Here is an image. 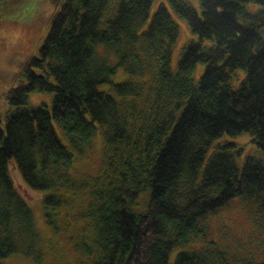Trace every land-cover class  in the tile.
<instances>
[{"label":"trees","instance_id":"obj_1","mask_svg":"<svg viewBox=\"0 0 264 264\" xmlns=\"http://www.w3.org/2000/svg\"><path fill=\"white\" fill-rule=\"evenodd\" d=\"M153 2L120 0L109 14L110 0H49L44 41L0 118V264L19 253L42 264L43 249L66 243L72 264H169L235 199L264 228V160L239 168L233 143L208 155L243 133L264 151V0H200L201 14L168 0L196 36L176 72L179 28L164 4L150 17ZM34 92L54 94L51 111L28 106ZM226 247L180 250L173 264H264Z\"/></svg>","mask_w":264,"mask_h":264},{"label":"rangeland","instance_id":"obj_2","mask_svg":"<svg viewBox=\"0 0 264 264\" xmlns=\"http://www.w3.org/2000/svg\"><path fill=\"white\" fill-rule=\"evenodd\" d=\"M120 0H110L109 14L117 9ZM194 7L199 14L202 8L200 0H185ZM164 4L168 9L172 20L179 28V36L172 49L171 70L176 72L181 57L183 47L189 42L196 40V36L190 31L186 21L180 18L171 8L168 0H154L150 17L156 12L159 5ZM52 8L49 0H2L0 1V118L5 122V117L9 114V108L5 99L6 94L14 79L20 72L22 65L31 57L38 55V49L43 43L47 33V25ZM194 72V79L199 80L204 71V65L198 64ZM53 93H31L28 97V106L44 105L51 111L53 105ZM253 136L243 133L238 136H222L215 140L211 149L212 152L217 144L233 143L230 148L239 168H242L248 157H257L264 160V151L260 150L252 141ZM101 141L98 139L95 148L90 154L94 165L99 163V151ZM88 165L87 162L84 165ZM10 174L14 182H20V175L15 166L10 167ZM40 198L37 193L29 197L32 201V208L38 209ZM143 200V199H142ZM43 220L38 218L37 230L46 233L50 239V233L43 226ZM209 231L205 238L191 242L186 246L176 247L169 255V264H173L175 256L180 250H198L207 243L213 242L218 247L227 246L231 251V256L235 258H249L264 260V228L262 221L249 210L245 204L235 199L225 208L207 220ZM53 242L57 243L54 238ZM78 243V255L75 261L81 259L82 243L86 242L84 236L75 239ZM68 244H57L53 252L47 253L43 249L46 260L42 264H72L71 256H63L70 250ZM52 253V256H50ZM251 259V258H249ZM5 264H35L33 259L25 257L19 253L14 254L4 260Z\"/></svg>","mask_w":264,"mask_h":264}]
</instances>
